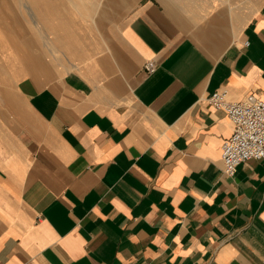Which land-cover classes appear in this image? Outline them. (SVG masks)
<instances>
[{"label":"crops","instance_id":"1","mask_svg":"<svg viewBox=\"0 0 264 264\" xmlns=\"http://www.w3.org/2000/svg\"><path fill=\"white\" fill-rule=\"evenodd\" d=\"M117 4L0 84V264H264V160L225 176L207 101L264 99V0Z\"/></svg>","mask_w":264,"mask_h":264},{"label":"rangeland","instance_id":"2","mask_svg":"<svg viewBox=\"0 0 264 264\" xmlns=\"http://www.w3.org/2000/svg\"><path fill=\"white\" fill-rule=\"evenodd\" d=\"M116 1L120 3V0H0V64L2 63V56L7 57L9 54H13L18 57L19 55L21 56V52L19 51L20 49L24 50L23 54L25 58L23 61L26 64L30 61V56L41 55L40 51H38V46L40 48L42 47L40 43L42 42L43 37L48 39L50 38L49 40L54 38L53 34H51L52 24L58 21V16H55L58 13L59 16L61 15L60 17H63L64 15L72 16L70 19L73 23L70 22L69 27L73 28L76 31V34L78 28L75 26H77L78 22L75 20L78 19L80 24L87 23L88 33L90 23H93L90 31L95 30V28H92V26H95L97 29L96 36H101L103 39L102 43L105 45L108 37L105 36L106 22L103 21V23H101L98 19L100 17L109 16L110 18H113L114 24L122 19L120 13L121 7L118 4L116 5ZM138 1L139 0H131V2H128L132 5L129 12L134 8ZM125 2L127 3V0H125ZM112 8L115 10V15L111 14L109 11ZM78 9L82 11H79ZM82 13L84 15H82ZM116 13L120 14L116 15ZM65 22H67V20ZM35 33H37L36 37L38 36V40L40 42L34 44L30 43V45L27 46L25 40L29 37L32 38V36H35ZM83 33L84 32L82 30L81 34ZM91 40L93 43V39ZM82 42H80L81 46L84 44L88 47V40H86L85 43ZM102 43H99V45L101 46ZM85 49L86 50H84L82 58L89 59L92 55V51H90L89 48ZM102 49H104V47ZM102 49L98 48L97 50L96 48L93 50V53L95 54V52ZM29 52L31 53L29 54ZM41 64L42 62L38 63L37 66L41 67ZM18 79L15 80L17 81Z\"/></svg>","mask_w":264,"mask_h":264},{"label":"built area","instance_id":"3","mask_svg":"<svg viewBox=\"0 0 264 264\" xmlns=\"http://www.w3.org/2000/svg\"><path fill=\"white\" fill-rule=\"evenodd\" d=\"M155 63L147 61V73L155 71ZM208 104L223 111L233 126L231 136L221 146L225 176L232 177L239 164L249 160H264V99L247 95L238 101L230 100L226 90L213 92Z\"/></svg>","mask_w":264,"mask_h":264},{"label":"bare ground","instance_id":"4","mask_svg":"<svg viewBox=\"0 0 264 264\" xmlns=\"http://www.w3.org/2000/svg\"><path fill=\"white\" fill-rule=\"evenodd\" d=\"M41 1H43V0H41ZM128 2H131V0H127ZM74 2V1H73ZM81 6V5H80ZM83 8V7H82ZM81 8V9H82ZM79 10V9H78ZM79 11H82V10H79ZM86 13V12H85ZM82 15H84L83 13H82ZM61 16V15H60ZM70 17H72V16H70V15H65V17H64V19H63V17H60L61 18V21H60V25H61V29H62V31L64 32V35L66 34L67 35V40L64 42V44L63 43H61L62 44V48H63V50H64V53H66V55L67 54H69L70 52L68 51V48L69 47H73V44H74V37H73V35L74 34H76V31L73 29V28H71V27H69L70 26V22H72V20L70 19ZM82 17V16H81ZM89 17V16H88ZM83 19V18H82ZM67 20V22H65ZM73 23V22H72ZM93 29H94V27H93ZM49 30V29H48ZM91 30V29H90ZM36 35H37V33H35V38L33 39V38H31V37H29V38H27V40H25V43L27 44V46L28 45H30V43L32 44H34V43H37V42H40L39 40H38V36L36 37ZM12 39V38H11ZM22 42V41H21ZM4 50V49H3ZM29 50V49H28ZM20 56V55H19ZM64 56H65V54H64ZM68 56V55H67ZM69 57V56H68ZM34 60L36 61V62H34V63H40L41 62V58H40V56H35V58H34ZM5 62H7V63H4L3 62V69H2V67H0V84H5L6 86H8V84L9 83H11V82H13V80H14V74L11 72V71H13V72H15V70H16V72L15 73H17L18 75H19V77H24V75L26 76V71L25 70H22V67H19V64H17L18 63V60H17V56H15V55H13V54H9L7 57H6V59H5ZM39 68H41L42 69V67H39ZM17 75V76H18ZM16 76V75H15ZM17 78V77H16ZM2 90V89H1Z\"/></svg>","mask_w":264,"mask_h":264}]
</instances>
